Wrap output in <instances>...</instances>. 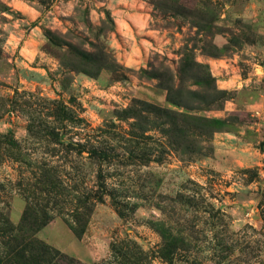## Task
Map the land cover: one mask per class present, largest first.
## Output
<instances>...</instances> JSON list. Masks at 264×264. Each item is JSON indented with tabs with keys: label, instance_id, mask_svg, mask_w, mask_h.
<instances>
[{
	"label": "rangeland",
	"instance_id": "1",
	"mask_svg": "<svg viewBox=\"0 0 264 264\" xmlns=\"http://www.w3.org/2000/svg\"><path fill=\"white\" fill-rule=\"evenodd\" d=\"M167 95L206 121L135 103ZM0 211L58 251L30 264H264V0H0Z\"/></svg>",
	"mask_w": 264,
	"mask_h": 264
},
{
	"label": "trees",
	"instance_id": "2",
	"mask_svg": "<svg viewBox=\"0 0 264 264\" xmlns=\"http://www.w3.org/2000/svg\"><path fill=\"white\" fill-rule=\"evenodd\" d=\"M59 45L60 44L53 39L52 35L48 34L46 35V41L43 45V49L51 52L69 67L76 68V70H81L90 76H96L103 68L117 71L115 69L116 64L114 63V59L104 46L98 48L96 47V52H88L83 50L79 53H76L75 49L72 48V45L67 43V48L65 49L64 53H60ZM211 88V90L218 92L214 86ZM167 91H169V89H167ZM166 101L173 105L183 107L184 110L160 106L142 99L135 100V103L138 104L142 110L147 111L149 114L163 118L164 122L169 124L171 127L176 126L179 123H188L190 120H195L193 122H202L201 124H203L206 119L192 114L189 112V110L199 108L209 109L211 106L209 102L198 104V106H188L180 100L172 99L169 97V95L166 96ZM25 218L26 216L24 213L20 221L17 224H13L9 220L7 214L0 211V231L5 232L8 235H15L24 230V232L27 234V238L21 243H17L18 241L14 239L15 236L11 238L15 242L14 244H10L3 255L6 262L9 264L37 263L38 256H40V254H43L42 259H44V256H49L55 259L58 256V251H54L52 248L45 246L38 238L35 237V233L38 231L40 224L27 225ZM18 246L21 250L18 248ZM34 249H37V255L32 253V250ZM25 252L29 253L30 255L26 256ZM60 256L62 258V255Z\"/></svg>",
	"mask_w": 264,
	"mask_h": 264
},
{
	"label": "crops",
	"instance_id": "3",
	"mask_svg": "<svg viewBox=\"0 0 264 264\" xmlns=\"http://www.w3.org/2000/svg\"><path fill=\"white\" fill-rule=\"evenodd\" d=\"M216 72H217V70H215ZM233 77L232 76H227V78L226 77H224V76H222V77H219L218 78V86H221V87H223V88H226L227 87V85L230 83V82H232L233 80ZM249 104V103H248Z\"/></svg>",
	"mask_w": 264,
	"mask_h": 264
}]
</instances>
